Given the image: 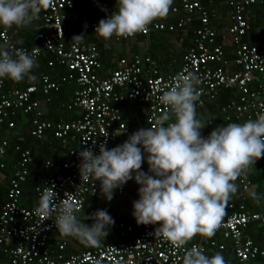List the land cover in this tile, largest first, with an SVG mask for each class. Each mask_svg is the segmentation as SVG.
I'll return each mask as SVG.
<instances>
[{
  "label": "built area",
  "instance_id": "built-area-1",
  "mask_svg": "<svg viewBox=\"0 0 264 264\" xmlns=\"http://www.w3.org/2000/svg\"><path fill=\"white\" fill-rule=\"evenodd\" d=\"M213 0H179L182 16L171 23L153 22L145 32L134 36L148 37L153 32L185 33L193 20L197 26L191 30L190 44L180 57L179 66L170 74H161L154 61L147 55H134L129 59L118 58L115 67L106 77H99L100 68L97 48L93 43H67V23L76 20L72 0H53L52 6L40 15V25L34 33L40 51L36 59L44 53L52 56L46 65L64 67L66 74L61 82L72 83V92L67 110H76L78 116L70 122H50L43 120L42 108L34 99L37 90L42 95L57 91L58 85L41 76L40 88H4L0 79V124L9 112L30 114L29 136L40 140L46 131H51L54 139L64 147L68 140H75V148L66 149V159L60 163L45 160L42 168L46 174L33 187L34 204L26 207L19 202V188L25 182L28 165L32 158L27 149L14 147L18 159L7 181L5 199L0 205V264H182L185 249L196 245L205 250L224 251L227 245L235 264H264V247L255 245L246 234L250 224L264 226V204L256 211L248 210L245 203V191L250 182L240 178L241 193L237 203L228 202L229 213L221 218L215 235L211 238L196 236L182 247L173 245L154 231L160 225H140V232L130 240L126 236L132 232L129 224H118V238L110 243L89 247L81 244V249L68 255L63 253L66 242H56V251L49 244L53 236L59 233L55 227L53 213L50 219L42 221L34 209L39 204L43 187H54L56 203L63 199L77 206L80 212L85 200L100 196L96 180L81 181L79 152L92 149L99 154V146L106 142L110 149L117 142L118 136L125 132V123L119 111V105L132 102L143 107L145 127L155 123L156 118L167 109L158 97L167 90L173 77L181 71L194 72L200 79L198 85L199 100L196 112L202 111L206 102L214 101L219 91L235 90V97L228 98L218 107V113L225 122L255 120L264 114V44L248 45L243 36L248 30L244 10L255 4H264V0H222L228 7L229 26L220 35L231 45L230 52L224 48L225 41L216 40V34L210 27V11L203 2ZM172 12H177L175 7ZM87 25L90 33H95L99 21ZM113 36L114 41L127 40ZM0 46L24 47L29 53L33 47L17 45L11 42L4 28H0ZM230 63L237 69L230 71ZM11 128L12 123H7ZM205 138L209 132L201 130ZM7 142L0 137V156H3ZM264 162V158H261ZM3 163H0V168ZM148 172V164L144 165ZM134 180V179H133ZM39 188V190H38ZM122 187L115 193L120 195ZM93 213V210H90Z\"/></svg>",
  "mask_w": 264,
  "mask_h": 264
},
{
  "label": "clouds",
  "instance_id": "clouds-1",
  "mask_svg": "<svg viewBox=\"0 0 264 264\" xmlns=\"http://www.w3.org/2000/svg\"><path fill=\"white\" fill-rule=\"evenodd\" d=\"M172 3L173 0H116V10L99 21L95 33L107 40L145 32L154 21L167 17ZM52 4L53 0H0V26L26 27ZM83 38V34L74 36L72 42ZM39 51V47L29 53L24 47L0 46V79L20 82L27 77L34 81L31 72ZM199 84L194 72L177 73L171 86L158 97L167 110L152 126L139 129L112 149L106 142L101 144L98 155L92 149L79 152L81 181H98L102 196L111 201L114 190L134 179L139 185V199L133 203L136 223L159 224L155 237L178 247L196 236L215 235L228 200L238 191L235 181L264 158V114L244 123L218 126L207 138L201 135L207 124L197 118ZM145 158L147 173L141 170ZM54 187H43L35 214L45 221L57 213L55 227L62 236L73 237L85 246H100L114 219L106 210H97L85 217L94 221L86 225L77 218L75 204L64 199L56 203ZM249 196L260 203L255 190ZM182 264L227 262L219 252L209 258L203 249L193 245L185 249Z\"/></svg>",
  "mask_w": 264,
  "mask_h": 264
},
{
  "label": "crops",
  "instance_id": "crops-1",
  "mask_svg": "<svg viewBox=\"0 0 264 264\" xmlns=\"http://www.w3.org/2000/svg\"><path fill=\"white\" fill-rule=\"evenodd\" d=\"M73 12L75 13L76 20L74 22L67 23V27L69 28L66 31V42H72V38L74 36H79L83 34L84 38L81 41H77L79 43H93L98 52V60L100 62V68L97 71L99 77H106L111 70L115 67V62L118 58L129 59L134 55L138 56H149L155 63L156 67L159 69L161 74H170L177 69L180 63V57L185 52V48L187 47V43L183 42L184 37L187 36L186 33H182V36H176L174 33H164V32H153L148 37L134 36L131 39L114 41L111 39H104L99 37L98 35H94L90 33L87 29L88 23L91 21H96L98 19H105L110 16L116 10V0H72ZM205 8L210 11V27L216 34V40H223L220 38V35H223L226 31V28L229 26L230 22L228 19V7L222 2V0H213L211 3L203 2ZM175 7L177 12H172L171 9L167 17L156 20L154 22L160 23H171L176 20V18L181 17L182 11L179 9V0H173L171 8ZM46 8H43L41 12L38 14V17L33 20L29 25L23 28H17L13 26L12 28H7L0 26V28L6 29L10 40L12 43L17 45H24L26 47H35L38 45V42L34 40V33L38 30L40 25V15L45 11ZM244 15L246 21L248 23V30L243 36V41L252 46H259L264 44V4H255L250 7H247L244 10ZM196 21V20H195ZM193 22V19L192 21ZM190 22V23H191ZM189 23V24H190ZM189 26V25H188ZM187 26V27H188ZM152 42L155 46V50L157 52L156 56H152L147 50L141 48V45H144L146 41ZM189 40V39H188ZM225 41V39L223 40ZM144 47V46H143ZM121 48V49H118ZM224 48L227 52H230V60L231 56V45L226 40ZM125 49V53L123 52ZM176 49L177 53L173 52ZM163 52V53H162ZM37 64L32 69L31 74L35 77V80H29L27 77L23 81L20 82L19 86H15L11 82L8 81L7 78L3 80L6 88L16 87L22 88L26 86H35L37 89L40 88L41 76L45 75L48 77L49 81L56 83L58 85L57 91H50L47 95H42L39 90L34 95V99L38 101L42 108V119L47 117V121L52 123L54 122H63L67 123L72 121L78 116V112L76 110H67L66 106L70 101L72 92L74 90V85L72 83H64L61 82V77L66 74L64 67L59 65H53L48 67L46 62L48 60H52V56L48 53H44L41 57L37 58ZM230 71H234L237 68L230 63L229 67ZM4 84V83H3ZM5 87V86H4ZM227 91V90H226ZM222 92V91H219ZM219 92L217 93V97L214 101L206 102L204 105V109L202 111H197V118L202 122L206 123V120H210V114H213V109L216 108V105L212 107V104L216 102L219 97ZM226 93H224L225 95ZM232 98V95H230ZM227 97H225V101ZM224 101V102H225ZM217 104V102H216ZM119 111L122 119L125 123V132L121 133L118 136L117 142L110 149L123 144L128 137L138 131L141 128L145 127L144 118L145 113L143 111V107L141 105L132 103V102H124L119 105ZM213 112V113H212ZM18 113V112H16ZM15 114L13 112H9L8 116ZM22 114V113H21ZM20 114V115H21ZM4 120V122L8 119ZM24 117V116H23ZM21 120V119H20ZM3 122V123H4ZM12 123L11 128H7V123ZM246 120H242L239 122L230 121V123H244ZM0 124V137L4 138L7 144H14L16 141L22 140V133L20 129L23 127L22 120L17 125L12 120H7L6 128L4 125ZM18 126V127H17ZM208 124L203 128L207 129ZM16 128V129H15ZM216 128V127H215ZM211 129L212 131L215 129ZM211 131V132H212ZM209 131V135L211 133ZM29 135L28 132H24L23 134ZM25 134V136H26ZM33 139V138H32ZM13 140L14 143H13ZM35 140V139H33ZM37 143L34 149L35 155H46L49 153L50 158L48 160H53L56 163H60L66 159V149L72 148L76 144V141L68 140L67 144L63 147L62 144L58 140L54 141L51 131H46L43 137L40 140H35ZM58 142V143H57ZM35 143V142H34ZM17 146V145H16ZM20 148V147H19ZM23 149V148H22ZM28 150V149H27ZM15 153V151H13ZM32 158V157H31ZM146 164V158L144 163L142 164V171H144V165ZM264 167L261 166L260 162L257 161L253 167L247 172L246 175H242L240 178L247 179L250 182L249 188L245 191V206L250 211H256L261 205L264 204ZM44 175L39 178L37 182H40ZM238 178L235 183L238 185V191L231 196L228 202L237 203L239 200V196L241 193V187L239 185ZM36 182V183H37ZM99 187L100 196L93 199V205L96 209L99 210H114V214H125L126 220H134L133 217V203L137 201L135 197H139L138 189L139 185L135 182V180H129L125 185L122 186V192L120 195L116 194L114 190L113 199L111 201L106 200L102 194L100 189V183L97 181ZM255 190L256 193L261 197L260 203L257 204L253 201V199L249 196V192ZM131 195V196H130ZM227 202V203H228ZM227 205V204H226ZM227 211H225L224 216H226ZM138 229V234H139ZM246 234L252 242L259 246L264 247V226L257 224H250L246 228ZM136 236V235H135ZM70 239V242L68 241ZM103 239V238H101ZM63 240L66 242L64 246L63 253L68 255L72 252L81 249V243L77 244L70 237L62 236L60 233H57L51 239L50 244L52 245L51 250L56 251V242H60ZM72 242V243H71ZM218 253L216 250H208L204 253V255L211 258L213 255ZM220 253V252H219ZM223 255L227 264H235V260L230 253V247L227 245L226 252L220 253Z\"/></svg>",
  "mask_w": 264,
  "mask_h": 264
},
{
  "label": "trees",
  "instance_id": "trees-1",
  "mask_svg": "<svg viewBox=\"0 0 264 264\" xmlns=\"http://www.w3.org/2000/svg\"><path fill=\"white\" fill-rule=\"evenodd\" d=\"M196 26H197V21L193 20V22H191L189 24V26L186 28L185 33L187 34V36L184 37V40L182 39V43L183 42L187 43V41H188L187 47L190 44L191 30L193 28H195ZM174 34L176 36H182L181 35L182 32H180V31H176V32H174ZM8 81L11 82L12 80L8 79ZM20 82L13 81L12 83L15 84V86L20 87L19 86ZM3 86H5L4 88H6V86H8V85L5 84V82H4ZM224 93H226V94L224 95ZM230 95H232V98L235 97V90L234 89H229L227 91L219 92V97L216 100L217 104H216V102L214 104H212V107L214 105H216L217 109L216 108L209 109V110H213L214 113L212 112L213 114H210V120H208V123H209V125L207 127V129H209V130H207L208 132L210 131V129H213V127L217 128L218 126H227L230 123V122H225L221 118L219 113H218V107L224 103L225 97H227V99H228V98H230ZM20 114L21 113L12 114V115L8 116L7 120H12L14 123L21 122ZM21 115L25 117V120L22 121L23 127L20 129V132L22 133V140L21 141H16L15 145L14 144H7V147H6L4 155L0 156V163L4 164L3 167L0 168V205L3 203V201L5 199V192L7 190V181L11 177V173H12L13 167L15 166V163H16V161L18 159L17 152H15V153L13 152V151H15L14 147L16 145L18 147H20L19 149H22V148L23 149H28L29 153H30V155L32 157V161L28 165V174L26 176L25 182L19 188V202L23 206L28 207L31 204H34V202H35L34 200L35 199H34V195H33V187L36 184V182L39 180V178H41L43 175L46 174L45 170L42 168V163H43V161L48 160V158H50L49 153H46V155H43V156H40V155H35L34 156V154H35L34 153V149H35V146H37L35 144L37 142L35 140H33L28 134L25 133L26 136H25V134H23L24 132H28V130L30 129V117H31V115L30 114H21ZM44 118H46V120L48 119L47 117H44ZM7 120L3 123L5 128H6L5 125L7 123ZM43 120H45V119H43ZM55 140L56 139H54V141ZM14 141L15 140H13V143H14ZM74 141L75 140L71 141L72 144H73ZM75 147H76V145L74 147H72V148H75ZM258 161L260 162L261 166L264 167V162L261 159H259ZM96 183H97V181H96ZM135 199L138 200L139 197L138 198L135 197ZM245 204L246 203H244V205ZM90 210H93V213H95L99 209H96V207H94L93 199H88L87 198L85 200V202L83 203L81 211L76 214L77 218L81 222H84L88 226H91L92 223L94 222L91 219H85V217H90L93 214V213H90ZM106 211L114 219L115 223H114V225L112 227H110L107 230L108 231V235L105 238L102 237L103 239H101V243L100 244L110 243L113 240H115L116 238H118V232H119L118 224L119 223L129 224L132 227V232L126 236L127 240L128 239L130 240L135 235L136 236L138 235V229L140 231V225H138L136 223V221H134V220H132V221L126 220L125 219L126 215L123 214V213H121L119 215L118 214L115 215L114 214V212H115L114 210L112 211V213L110 212V210H106ZM225 211H227V214L229 213V210L227 208H225ZM70 238L74 242H77V244H80V242L77 239H75L73 237H70ZM48 244H49V246L51 248L52 245L50 243H48ZM207 251L208 250L206 249L205 252H207ZM218 252L223 253V252H226V250L218 251ZM230 253H231V251H230Z\"/></svg>",
  "mask_w": 264,
  "mask_h": 264
},
{
  "label": "rangeland",
  "instance_id": "rangeland-1",
  "mask_svg": "<svg viewBox=\"0 0 264 264\" xmlns=\"http://www.w3.org/2000/svg\"><path fill=\"white\" fill-rule=\"evenodd\" d=\"M144 46V47H143ZM155 45L152 43V42H150L149 40L148 41H146L145 42V44L144 45H141V47H140V49H137V50H139V51H141V48H144L145 50H147L152 56H156V54H157V52H156V50H155V47H154ZM118 49H121V48H118ZM124 51V53H125V49H123ZM173 52L175 53L174 55H176V53H177V50L176 49H174L173 50ZM163 53V52H162ZM210 116V115H209ZM20 119L22 120V121H24L25 120V117H23L22 115H20ZM206 123L209 125V123H208V121L206 120ZM19 123H17V125H18ZM18 127V126H17ZM212 130L210 129V132H211ZM69 242H70V239L68 240ZM72 243V242H71Z\"/></svg>",
  "mask_w": 264,
  "mask_h": 264
},
{
  "label": "bare ground",
  "instance_id": "bare-ground-1",
  "mask_svg": "<svg viewBox=\"0 0 264 264\" xmlns=\"http://www.w3.org/2000/svg\"><path fill=\"white\" fill-rule=\"evenodd\" d=\"M4 165V164H3Z\"/></svg>",
  "mask_w": 264,
  "mask_h": 264
}]
</instances>
